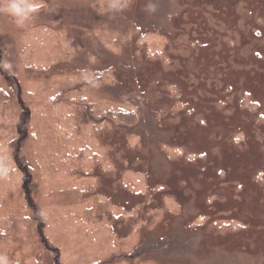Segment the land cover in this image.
<instances>
[{
    "label": "rangeland",
    "instance_id": "1",
    "mask_svg": "<svg viewBox=\"0 0 264 264\" xmlns=\"http://www.w3.org/2000/svg\"><path fill=\"white\" fill-rule=\"evenodd\" d=\"M39 2L0 0V264H264V0Z\"/></svg>",
    "mask_w": 264,
    "mask_h": 264
},
{
    "label": "clouds",
    "instance_id": "2",
    "mask_svg": "<svg viewBox=\"0 0 264 264\" xmlns=\"http://www.w3.org/2000/svg\"><path fill=\"white\" fill-rule=\"evenodd\" d=\"M41 7L39 0L32 4H23L17 0H8L4 10L15 17L19 23L27 20L31 13L36 12Z\"/></svg>",
    "mask_w": 264,
    "mask_h": 264
},
{
    "label": "trees",
    "instance_id": "3",
    "mask_svg": "<svg viewBox=\"0 0 264 264\" xmlns=\"http://www.w3.org/2000/svg\"><path fill=\"white\" fill-rule=\"evenodd\" d=\"M124 111L128 114L122 113ZM121 115L127 118L128 121H126V123H128L131 126L136 125V123H138L140 120V112L133 110L127 111L124 109H120L116 114H113V117L117 118V117H121Z\"/></svg>",
    "mask_w": 264,
    "mask_h": 264
}]
</instances>
